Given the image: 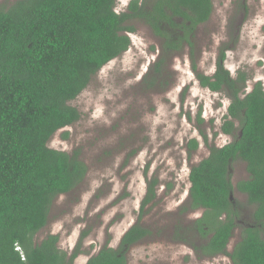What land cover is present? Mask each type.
<instances>
[{
  "label": "trees",
  "instance_id": "16d2710c",
  "mask_svg": "<svg viewBox=\"0 0 264 264\" xmlns=\"http://www.w3.org/2000/svg\"><path fill=\"white\" fill-rule=\"evenodd\" d=\"M117 4L0 0V264H74L80 244L69 252L59 247V234L36 241L54 201L79 188L89 171L80 148L51 147L52 136L81 118L72 100L129 49L133 22L145 23L161 40L144 80L153 88L165 84L171 57L195 50L197 29L214 11L213 0H131L121 11ZM228 49H220L213 75L195 63L194 70L203 87L231 96L222 131L233 140L210 146L209 155L191 167L189 199L178 216L203 213L190 221L179 217L172 238L190 245L200 259L225 254L233 264H264V85L258 81L246 92L248 73L234 77L225 67ZM198 146L196 138L190 140V156ZM241 160L249 174L234 183V164ZM158 184V178L149 181L143 208L157 197ZM236 189L247 197L242 204ZM247 206L251 217L245 219ZM238 227L241 238L230 250ZM151 235L149 226L137 222L118 247L103 246L85 264H128L130 248Z\"/></svg>",
  "mask_w": 264,
  "mask_h": 264
},
{
  "label": "rangeland",
  "instance_id": "374dc122",
  "mask_svg": "<svg viewBox=\"0 0 264 264\" xmlns=\"http://www.w3.org/2000/svg\"><path fill=\"white\" fill-rule=\"evenodd\" d=\"M130 1L118 0L117 9ZM213 3L210 20L197 29L195 50L187 47L167 61L165 84L150 88L144 82L161 40L148 25L135 21L129 49L72 100L81 118L56 132L49 145L66 151L80 148L89 171L79 188L54 201L51 220L36 241L59 234L64 250L73 252L80 244L74 264H85L103 246L118 247L126 231L141 222L152 235L130 248L128 264H233L225 254L200 259L190 245L172 238L179 217L190 221L203 213L197 209L178 216L189 199L191 167L209 155L210 146L233 140L222 131L231 96L203 87L194 63L213 75L220 49L228 46L225 67L234 77L248 73L246 92L258 81L264 85V0ZM194 138L199 146L190 156L188 144ZM246 165L243 160L234 164V183L248 176ZM153 178L159 179L158 194L143 208ZM234 197L241 204L247 200L237 189ZM247 208L245 219L251 217ZM240 238L238 227L230 250Z\"/></svg>",
  "mask_w": 264,
  "mask_h": 264
}]
</instances>
